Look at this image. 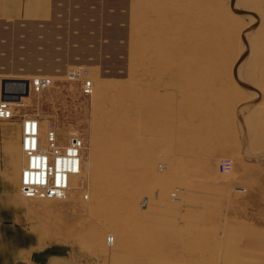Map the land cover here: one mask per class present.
I'll return each instance as SVG.
<instances>
[{"label": "rangeland", "instance_id": "1", "mask_svg": "<svg viewBox=\"0 0 264 264\" xmlns=\"http://www.w3.org/2000/svg\"><path fill=\"white\" fill-rule=\"evenodd\" d=\"M132 2L128 49L89 68L92 95L49 75L14 103L42 137L86 144L67 200H26L57 214L79 264H264V0Z\"/></svg>", "mask_w": 264, "mask_h": 264}, {"label": "crops", "instance_id": "2", "mask_svg": "<svg viewBox=\"0 0 264 264\" xmlns=\"http://www.w3.org/2000/svg\"><path fill=\"white\" fill-rule=\"evenodd\" d=\"M133 9L132 0H0V100L11 76L108 73L128 49ZM22 138L20 119L0 122V264H79L57 214L21 194Z\"/></svg>", "mask_w": 264, "mask_h": 264}, {"label": "built area", "instance_id": "3", "mask_svg": "<svg viewBox=\"0 0 264 264\" xmlns=\"http://www.w3.org/2000/svg\"><path fill=\"white\" fill-rule=\"evenodd\" d=\"M87 68L73 69L68 73L70 79H80L81 91L85 96L93 93L94 81ZM21 90L6 93L0 100V121L18 117L14 103L21 101L31 92L41 94L54 84L49 75H36L23 79ZM23 125L24 163L21 175V194L26 198L59 199L65 201L74 188L73 176L80 175L86 166L84 151L85 139L78 133H71L64 143H60L58 134L50 126L45 137L41 134V118L39 115L21 114ZM223 172L232 169L230 160L220 163ZM84 178L79 179L81 187L85 186ZM89 194H85L88 199ZM109 243L114 242L108 236Z\"/></svg>", "mask_w": 264, "mask_h": 264}, {"label": "bare ground", "instance_id": "4", "mask_svg": "<svg viewBox=\"0 0 264 264\" xmlns=\"http://www.w3.org/2000/svg\"><path fill=\"white\" fill-rule=\"evenodd\" d=\"M4 85V94H3V97H5V95H6V93H8L7 92V90H6V88H5V83L3 84ZM23 89V88H22ZM93 91H94V89H93ZM93 94V93H92ZM27 96V95H26ZM3 99V98H2ZM22 101V100H21ZM16 102H18V101H16ZM14 119V118H13ZM13 119H9V120H13ZM9 120H1V121H9ZM22 133H23V125H22ZM56 133H57V131H56ZM72 133H74V132H72ZM58 134V133H57ZM58 137H59V134H58ZM22 152H23V143H22ZM23 155H24V152H23ZM85 164V163H84ZM83 172H84V167H83V169H81V173H80V175L78 174V175H76V176H73V178L74 177H78V176H81L82 174H83ZM21 175H22V172H21ZM23 196V195H22ZM24 197V196H23ZM25 199H37V198H26V197H24ZM49 200H59V199H49ZM60 201H62V200H60ZM114 237V236H113ZM109 242V241H108ZM115 243V237H114V242L113 243H110V244H114ZM216 259V261H217V263L216 264H236L234 261H232V260H222V259H219V257H216L215 258ZM237 264H238V262H237Z\"/></svg>", "mask_w": 264, "mask_h": 264}]
</instances>
